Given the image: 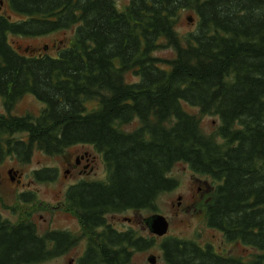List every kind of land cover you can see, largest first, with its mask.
I'll use <instances>...</instances> for the list:
<instances>
[{
    "label": "trees",
    "instance_id": "16d2710c",
    "mask_svg": "<svg viewBox=\"0 0 264 264\" xmlns=\"http://www.w3.org/2000/svg\"><path fill=\"white\" fill-rule=\"evenodd\" d=\"M118 1L9 0L24 18L0 12V162L90 144L107 167L106 179L82 180L65 193L80 236L42 235L31 218L12 222L0 213V264L43 262L83 235L82 264H138L136 252L155 237L120 230L107 217L155 209L177 186L170 173L179 162L216 182L205 205L208 226L258 251L243 259L170 236L161 243L165 264H264V0ZM187 9L197 26L183 36L177 24ZM71 28L73 42L56 56L21 53L9 39ZM165 47L175 55H156ZM27 94L44 103L38 115L13 112ZM203 115L220 118L214 134L204 132ZM35 175L49 181L55 170Z\"/></svg>",
    "mask_w": 264,
    "mask_h": 264
},
{
    "label": "rangeland",
    "instance_id": "374dc122",
    "mask_svg": "<svg viewBox=\"0 0 264 264\" xmlns=\"http://www.w3.org/2000/svg\"><path fill=\"white\" fill-rule=\"evenodd\" d=\"M126 1L119 0L118 3L121 5ZM3 7V13L10 15L12 19L24 18V16L15 13L11 9L9 0H4ZM189 16L192 17V21L188 19ZM196 26L197 17L194 11L184 10L177 24L181 35L184 36L195 31ZM74 34L75 28H71L36 37L11 34L9 39L14 48L21 53H48L56 56L55 54L58 53L60 47L71 45ZM45 46H48V48L44 51ZM156 55L171 58L175 55V51L171 47H165L158 50ZM130 76H132L131 73ZM44 106V103L35 96L27 94L16 104L13 112L17 115L27 113L38 115ZM184 108L192 113L199 114V109L195 106L185 104ZM5 111L4 98L0 96V113ZM219 125L220 118L218 116H202V128L205 133L214 134ZM132 127L133 125L128 128ZM15 136L18 138L26 137L24 133H18ZM218 140L221 141L220 138ZM82 149L88 150L92 154L94 165L89 166L87 169L82 165L79 169H72L67 173V169L71 167L68 162L74 161L77 153ZM45 168L55 170L53 180H39L36 177L35 172ZM10 170H12L11 174L9 173ZM18 172L24 173L25 194L27 195L25 198L29 199L25 201V211L22 202L24 185L15 181ZM170 174L178 180V184L174 189L162 193L158 197L155 209L128 210L109 214L107 217L108 222L120 230L133 227L147 238L155 237L156 240L152 247L145 251L136 252L134 257L136 263L150 264L148 257L154 254L157 256V264H165L161 243L166 237L170 236L194 240L202 246L211 244L218 252L242 257L243 259L251 258L252 254L258 251L241 242H228L224 239L221 231L208 226L205 205L210 187L216 183L213 179L194 171L186 162L177 163ZM106 177L107 167L103 155L90 144L72 145L65 152L54 156L35 149L31 159L27 162L20 161L17 155L6 156L0 162V213L12 222L21 220L23 215L26 219L31 218L35 221L40 234L56 229L79 233L81 224L75 214L67 209L65 193L71 185L82 180H104ZM179 197L181 198L179 199ZM155 213L165 215L170 222L169 231L164 236L151 233L144 221L145 218ZM84 248L85 241H82L69 254L52 258L43 264H70L69 260L77 258Z\"/></svg>",
    "mask_w": 264,
    "mask_h": 264
},
{
    "label": "flooded vegetation",
    "instance_id": "af4514ba",
    "mask_svg": "<svg viewBox=\"0 0 264 264\" xmlns=\"http://www.w3.org/2000/svg\"><path fill=\"white\" fill-rule=\"evenodd\" d=\"M3 6L2 8L0 9V12H3ZM44 51H45V48H44ZM94 158L92 157V154L88 151V150H81L79 153H77L74 161H69L68 164L71 166L70 168L67 169V173H69V171H71L72 169L76 170V169H79L80 167H85L86 169L89 168V166H93L94 164ZM92 168V167H91ZM81 172V171H80ZM19 173V172H18ZM24 173H19L17 178H15V181L18 182V183H21L24 188V191H23V194H22V202H23V208H24V211H25V182H24ZM25 213V212H24ZM25 215H23V218L22 220L25 221ZM28 219V218H27ZM71 235L73 236H80L82 235V232H69ZM42 235H46V233H43ZM83 238L80 239V241H78L74 246H70L68 248H66L65 251H63L62 253L60 254H57L55 255L54 257L52 258H56V257H62V256H65L67 254H69L80 242L82 241H85V248L83 249L82 253L77 257V258H73V259H70L69 260V263L70 264H82V257L84 256L86 250H87V240H86V236H82ZM50 258V259H52ZM50 259L48 260H45L43 262H40V263H36V264H43V263H46L48 262ZM35 264V263H34Z\"/></svg>",
    "mask_w": 264,
    "mask_h": 264
},
{
    "label": "water",
    "instance_id": "95a60500",
    "mask_svg": "<svg viewBox=\"0 0 264 264\" xmlns=\"http://www.w3.org/2000/svg\"><path fill=\"white\" fill-rule=\"evenodd\" d=\"M4 4V0H0V9L2 8V5ZM188 19L192 21V17L189 16ZM48 46H45V49H47ZM28 50V49H26ZM9 173H12V170L9 171ZM17 173V172H16ZM14 180V178H12ZM181 197H179L180 199ZM147 227L149 228L150 232L157 236H164L168 233L170 222L168 218L161 214V213H155L147 218L144 219ZM148 261L150 264H157V256L152 254L148 257Z\"/></svg>",
    "mask_w": 264,
    "mask_h": 264
}]
</instances>
